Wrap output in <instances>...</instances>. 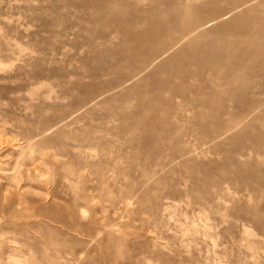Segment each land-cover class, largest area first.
<instances>
[{
    "label": "rangeland",
    "instance_id": "rangeland-1",
    "mask_svg": "<svg viewBox=\"0 0 264 264\" xmlns=\"http://www.w3.org/2000/svg\"><path fill=\"white\" fill-rule=\"evenodd\" d=\"M0 264H264V0H0Z\"/></svg>",
    "mask_w": 264,
    "mask_h": 264
}]
</instances>
